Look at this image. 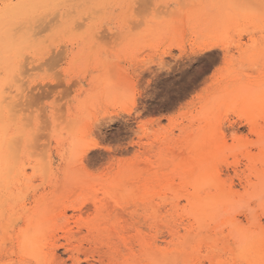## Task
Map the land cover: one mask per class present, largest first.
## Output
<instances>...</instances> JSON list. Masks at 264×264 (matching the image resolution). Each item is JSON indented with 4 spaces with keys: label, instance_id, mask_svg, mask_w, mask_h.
Segmentation results:
<instances>
[{
    "label": "rangeland",
    "instance_id": "obj_1",
    "mask_svg": "<svg viewBox=\"0 0 264 264\" xmlns=\"http://www.w3.org/2000/svg\"><path fill=\"white\" fill-rule=\"evenodd\" d=\"M0 81V264H264V0H0Z\"/></svg>",
    "mask_w": 264,
    "mask_h": 264
},
{
    "label": "bare ground",
    "instance_id": "obj_2",
    "mask_svg": "<svg viewBox=\"0 0 264 264\" xmlns=\"http://www.w3.org/2000/svg\"><path fill=\"white\" fill-rule=\"evenodd\" d=\"M30 27V26H29ZM1 82V81H0ZM2 86V85H1ZM0 94H2L1 92H0ZM11 99V98H10ZM12 101H13V99H12ZM6 106V105H5ZM1 112H2V109H1ZM148 189V188H147ZM141 192H143V191H141ZM145 192V191H144ZM149 193V192H148Z\"/></svg>",
    "mask_w": 264,
    "mask_h": 264
}]
</instances>
